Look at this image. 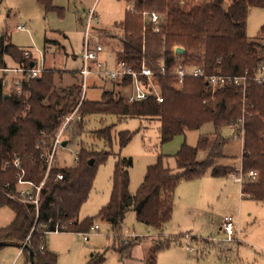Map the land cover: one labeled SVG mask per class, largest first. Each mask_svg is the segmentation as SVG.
<instances>
[{"label":"trees","instance_id":"16d2710c","mask_svg":"<svg viewBox=\"0 0 264 264\" xmlns=\"http://www.w3.org/2000/svg\"><path fill=\"white\" fill-rule=\"evenodd\" d=\"M127 1L133 11L127 9L123 18L114 24L120 30L116 59L136 69L144 62L154 71L158 61L163 59L165 73L156 76L157 91L162 98L160 102L154 94L129 102L128 77L122 81L101 79L110 87L102 89L99 100L82 98L79 80L61 85V72L54 68H45L34 78L23 74L19 80V91L15 86L16 78L7 91L3 75L0 77V206L13 213L11 222L0 226V242L21 247L24 264H29L28 249L32 251L33 264H56V254L46 247V234L56 230L85 232L92 226L94 217L107 222L116 236L126 213L133 210L138 221L160 233L171 217L175 189L181 179L200 177L207 168L212 176L233 172V168L216 163L226 142L217 132L228 125L235 126L237 133L243 129L241 171H257L254 178H245L240 183V193L243 198L264 201V83L258 85L253 80L257 67L264 63V55L260 52L264 25L257 40H251L246 35L248 8L263 4V0ZM36 2L45 11L57 9L53 0ZM143 11L159 13L158 30H154V25L142 16ZM176 47H182L184 51L177 53ZM5 56L11 58L17 64L15 66H29L31 61L30 56H24L22 50L6 41L2 34L1 70L8 68ZM177 60L201 65L208 75L247 73L249 80L243 92L231 84L212 90L203 77L193 76H186L178 86L176 77L171 73ZM76 70L73 74H77ZM74 111L76 117L67 131L73 122L78 125L88 114L99 113L114 115L117 119L134 116L157 119L161 145L176 135L199 129L206 122L213 124L216 135L201 134L194 146L183 142L173 155L177 164L175 171L165 166L162 155H159L154 163L147 166L143 180L134 193L128 188L132 158L116 156L109 200L95 216L80 220L77 214L88 198L96 166L106 160L108 153H96V159L90 158L93 160L90 164L85 148L80 147L74 164L67 166H58L55 156L40 188L37 207L15 196L17 170L12 163L18 158L25 179L39 184L44 168L35 144L39 139L49 144L64 118ZM114 125H102L95 130V136L103 140L105 147H111ZM131 136L127 130L119 131V146H125ZM200 149L206 152V157L198 161L196 156ZM57 174H61L62 178L58 179ZM136 240L128 241L126 245L116 242L121 257L130 254V249L137 244ZM24 243L27 247L21 246ZM165 245L168 242H157L144 259V264H155L156 251ZM115 247L112 245V248ZM95 256L85 264H98Z\"/></svg>","mask_w":264,"mask_h":264},{"label":"rangeland","instance_id":"374dc122","mask_svg":"<svg viewBox=\"0 0 264 264\" xmlns=\"http://www.w3.org/2000/svg\"><path fill=\"white\" fill-rule=\"evenodd\" d=\"M53 4L57 9L45 11L36 0H1L0 35L3 34L6 41L17 46L22 52L28 51L30 58L38 64H43L44 69L59 70L60 84H69L80 79L79 75L73 72L81 66L79 55L85 22L88 11L93 9L96 19L91 20L94 29L92 39H97L99 35L97 41L103 48L100 58L104 54L110 63L120 46L117 38H113L119 35L113 23L121 19L124 12L132 6L130 2L53 0ZM263 25L264 0L263 4L251 5L248 8V38L257 40ZM261 44L263 47L260 52L264 55V41H261ZM4 59L9 68L17 65L9 57L5 56ZM2 75L4 89L9 91L14 79L20 78L23 73L0 69V77ZM94 78L93 84L89 79L85 89V97L89 100H99L102 89L110 87L96 76ZM112 123L115 124L112 130V144L111 147H105L103 140L95 136V130ZM158 128L157 119L149 120L135 116L117 119L114 115L93 113L83 117L78 125L73 122L69 131L64 132L62 141L67 140V143L57 149L55 156L58 166L74 164L80 147L85 148L87 160H95L96 153L100 151L109 154L105 161L96 166L88 198L79 209L78 219L95 216L109 200L116 156L132 158L128 186L132 193L142 182L147 166L154 163L159 155H162L165 166L177 170L171 152L178 141L169 142L166 146L161 145ZM122 130H127L132 136L130 141L121 147L117 134ZM214 132L213 124L206 122L197 130L186 131V143L195 145L199 135H211ZM221 136L226 140L222 149V163L238 171L241 169L240 139L234 130L228 127L222 129ZM205 157L206 152L198 150L197 160L201 161ZM236 170L234 172H237ZM235 174L237 176L240 172ZM181 186L182 192L178 191ZM226 214L231 215L234 222L235 232L231 241H228L219 229L221 218ZM171 215L158 238L150 236L152 229L138 221L135 212L130 210L126 213L121 230L116 236L107 222L94 217L92 225L97 224L99 232L89 231L85 244L81 242L80 232H48L45 240L48 248L57 256L56 264H85L94 255L98 264H144V257L151 253L157 242H168V245L156 251L155 264H264V201L242 198L240 181L234 176L212 177L210 169L207 168L200 177L181 179ZM12 218L13 213L7 207L0 206V226L9 224ZM135 238L136 243H141L134 244L136 247L130 249V254L121 257L117 246L126 245L125 243ZM112 245L116 247L112 248ZM18 251L14 245L2 246L0 264H24V256H18Z\"/></svg>","mask_w":264,"mask_h":264},{"label":"built area","instance_id":"2783aa9c","mask_svg":"<svg viewBox=\"0 0 264 264\" xmlns=\"http://www.w3.org/2000/svg\"><path fill=\"white\" fill-rule=\"evenodd\" d=\"M133 10V7H129ZM142 16H147L149 22L154 25V30L157 29V24L160 19V15L156 11H143ZM95 11L90 9L87 13L85 22V30L83 34L82 46L79 55L81 60V66L76 70L79 75V84L82 91V98L85 96V89L87 88L89 79L96 76L99 79H110L122 81L126 77L130 79L129 92L127 94V100L129 102L145 99L149 94H154L156 99L160 102L162 100L159 92L157 91V78L158 74L165 73V62L160 59L157 64V70L154 71L151 67L147 66L144 62L139 69L132 67L130 64L123 60H117L115 64L108 67L106 63L100 58V52L103 51L102 45L96 40L92 39V24L91 20H95ZM20 28L19 26H17ZM24 56L29 57L28 51L23 52ZM32 61V59H31ZM30 61V62H31ZM33 66H16L12 68H5V70H12L14 72H22L24 75L34 78L37 77L44 69L43 64H38L33 61ZM175 77L178 86H181L186 76L203 77L206 80L207 85L214 90L218 86L231 84L234 88H237L240 92L245 90L246 84L249 80L247 73L243 75H224V74H205L204 68L201 65H191L189 63L177 60L171 72ZM19 80L15 79V86L19 91ZM253 80L256 84L260 85L264 83V63L260 64L253 76ZM148 87V88H147ZM75 111L67 115L52 139L47 144L44 139H39L35 144V149L39 153V158L44 168L45 174L39 184H34L32 181L25 179V172L20 164L18 158H15L12 163L17 170L16 181V194L15 196L22 202H28L38 205V195L41 186L43 185L54 161L57 149L61 147L63 134L70 127L71 121L75 118ZM235 127V126H234ZM237 137L243 139V129L241 128L236 134ZM7 166V164H6ZM240 174L235 176L237 180L242 182L245 178H254L257 174L256 170H248L245 173L239 170ZM57 178L61 179L62 175L57 174ZM11 196V195H9ZM13 197V196H12ZM220 230L226 235L227 240H232L234 234V222L233 217L226 214L222 218ZM89 231L98 233L99 227L97 224L92 225L89 230L80 232L81 242L85 244L88 241ZM59 232V231H54Z\"/></svg>","mask_w":264,"mask_h":264},{"label":"crops","instance_id":"0c3cea01","mask_svg":"<svg viewBox=\"0 0 264 264\" xmlns=\"http://www.w3.org/2000/svg\"><path fill=\"white\" fill-rule=\"evenodd\" d=\"M125 13V12H124ZM124 15V14H123ZM144 17H147V16H144ZM122 18H123V16H122ZM121 18V19H122ZM121 19H119L118 21H120ZM118 21H114V23L113 24H115L116 22H118ZM92 31H94V29H92ZM117 31L119 32V35H120V30L119 29H117ZM115 35V34H114ZM119 35L116 37H113V38H117V40H118V37H119ZM99 35H97V39L96 40H99ZM116 53H115V55H114V57L112 58V61L109 63L108 62V60H107V58H105L104 57V54L102 55V59L104 60V62L106 63V65L108 66V67H111V66H113L114 64H115V62L117 61V59H116ZM34 60H32L31 62H33ZM44 66V65H43ZM13 67V66H12ZM11 67V68H12ZM14 67H16V66H14ZM8 68H9V66H8ZM79 68V67H78ZM77 68V69H78ZM76 69V68H75ZM91 80H92V84H93V81H94V77H91L90 78ZM100 81H101V79H99ZM102 82V81H101ZM225 127H228V128H231L232 130H234V132L237 134V132H236V127H234V126H225ZM225 127H222L218 132H217V134L218 135H220L221 136V131H222V129L223 128H225ZM215 135H216V133L214 132L213 134H211L210 136L211 137H215ZM239 139H240V145H241V154H240V157H241V165H242V153H243V140L240 138V137H238ZM198 139V138H197ZM173 141H178L177 143H176V146H175V149L171 152V154L172 155H174L179 149H180V147H181V144L183 143V142H186V132L182 135H176V136H174V138L172 139V140H170L169 142H173ZM169 142H166V143H164V144H162V145H164V146H166L167 144H169ZM197 142V141H196ZM225 144V143H224ZM224 144L222 145V149L224 148ZM192 146H194V145H192ZM222 151V150H221ZM224 158V155H223V152H222V155L220 156V157H218L217 159H216V163L217 164H219V165H223V166H227V167H230V168H233V167H231V166H229V165H226V164H223L222 163V159ZM221 161V162H220ZM234 170H236L235 168H233V172L232 173H230V174H227L226 176H234V178L236 179V174L235 173H237L240 169H238V171L237 172H234ZM212 176V175H211ZM212 177H225V175H223V176H212ZM185 183V182H184ZM241 183V182H240ZM177 187H178V185H177ZM177 187H176V189H175V193H174V200H173V205H174V202H175V199H176V190H177ZM240 188H241V186H240ZM182 189H183V186H181L180 188H179V190L178 191H180V192H182ZM240 196L242 197V195H241V193H240ZM243 198V197H242ZM182 203H184V202H182ZM183 205V204H182ZM172 213H173V206H172ZM171 213V214H172ZM171 217H172V215H171ZM84 218V217H83ZM83 218H80V219H83ZM223 218V217H222ZM222 218H221V221H220V224H219V229H220V225H221V222H222ZM13 219V218H12ZM171 219V218H170ZM11 222V221H10ZM5 226V225H4ZM153 232L151 233V235L150 236H154L155 238H158L160 235H161V232L160 233H158V232H156V231H154V230H152ZM138 236V235H137ZM142 237H146V236H142ZM45 238H46V236H45ZM147 240V239H146ZM138 243L140 244L141 242H139L138 241ZM137 243V244H138ZM142 243H147V244H149L150 242H148V241H142ZM83 244V243H82ZM3 246H6V245H3ZM17 247V246H16ZM46 247H47V249L48 250H50V251H53L52 249H50V248H48V246H47V244H46ZM134 247H136V246H134ZM18 248V256L19 255H22V251H21V247L19 248V247H17ZM144 259H145V257H144ZM144 261V260H143Z\"/></svg>","mask_w":264,"mask_h":264},{"label":"water","instance_id":"95a60500","mask_svg":"<svg viewBox=\"0 0 264 264\" xmlns=\"http://www.w3.org/2000/svg\"><path fill=\"white\" fill-rule=\"evenodd\" d=\"M183 51H184V49H183L182 47H176V49H175V52H177V53H182ZM29 65H30V66H33L34 63H33V62H30ZM65 145H66V141H62L61 146H65ZM92 162H93V160L90 159V160H89V163L92 164ZM3 245H4L3 242H0V247H2ZM21 246H22V247H24V246L27 247V245H26L25 243L22 244ZM28 251H29V264H33V255H32V251H31L30 249H28Z\"/></svg>","mask_w":264,"mask_h":264}]
</instances>
